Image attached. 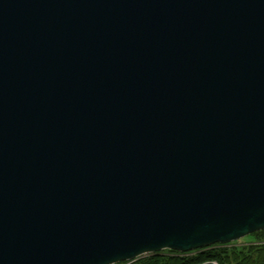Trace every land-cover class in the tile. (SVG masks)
Returning <instances> with one entry per match:
<instances>
[{
    "label": "water",
    "instance_id": "1",
    "mask_svg": "<svg viewBox=\"0 0 264 264\" xmlns=\"http://www.w3.org/2000/svg\"><path fill=\"white\" fill-rule=\"evenodd\" d=\"M263 229L264 0H0V264Z\"/></svg>",
    "mask_w": 264,
    "mask_h": 264
},
{
    "label": "trees",
    "instance_id": "2",
    "mask_svg": "<svg viewBox=\"0 0 264 264\" xmlns=\"http://www.w3.org/2000/svg\"><path fill=\"white\" fill-rule=\"evenodd\" d=\"M255 233L264 236V229ZM116 264H264V237L246 247L216 243L188 252L165 249Z\"/></svg>",
    "mask_w": 264,
    "mask_h": 264
},
{
    "label": "rangeland",
    "instance_id": "3",
    "mask_svg": "<svg viewBox=\"0 0 264 264\" xmlns=\"http://www.w3.org/2000/svg\"><path fill=\"white\" fill-rule=\"evenodd\" d=\"M263 237L264 236H260V235L257 236V233H255V234L252 233V234L247 235V236H245L243 238H240L238 240H235V241H232V242H229V243H225V244L229 245L231 248L246 247V246L251 245V244H256L258 242V240H260ZM161 251H163V250H161ZM132 261H134V260H132Z\"/></svg>",
    "mask_w": 264,
    "mask_h": 264
}]
</instances>
